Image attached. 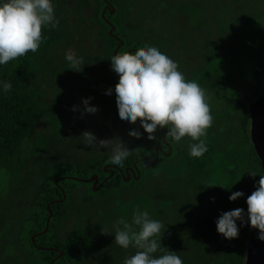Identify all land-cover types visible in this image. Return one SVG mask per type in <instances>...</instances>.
<instances>
[{
    "label": "rangeland",
    "instance_id": "rangeland-1",
    "mask_svg": "<svg viewBox=\"0 0 264 264\" xmlns=\"http://www.w3.org/2000/svg\"><path fill=\"white\" fill-rule=\"evenodd\" d=\"M130 1L124 7L130 9L135 4L138 8L144 9L143 17L139 14L141 11H135L126 18L128 24L139 28H144L145 22L141 21L142 18L144 20L151 16L149 8H152L154 11L152 14L161 20L178 13L175 10L176 4L191 2ZM194 2L198 7L195 12L190 13L191 21H185L184 15L188 16V13L184 14L181 10L177 21L173 20L179 29L174 32L169 24L168 36L165 35V38L168 40L170 36H174L178 43L185 42L187 37L181 34L182 25H198L193 26L196 28L194 41L196 45H201L199 50L201 53H196L197 57H193L191 63L186 64L185 57L190 52L180 49L177 56L174 54L176 58L173 60L186 79L196 81L205 90L209 109L215 112L212 119H215V124H221L222 130L230 135L229 141L233 147L238 149L235 153L228 152L231 159L229 163L223 160L225 138L214 137L207 140L205 154L208 153V149L215 150L211 154L210 163L206 162L208 169L211 170V175L206 178L208 184H211V181L227 183L231 178L232 181L228 184L233 185L240 179L238 191H241L243 196L235 199L237 206L234 209L239 207L246 211L245 198L254 190L255 181L259 180L261 172L249 141V123L244 125L240 123L239 115L243 106L241 104L228 106L227 94L218 91L220 85L216 79L210 80V83L214 85L216 82L218 86L209 89L207 86L209 82H205V79L200 82V77L194 76V72L198 65L202 67L205 59H209L214 48L218 49V46L222 48L225 44H231V48L225 46L222 51L230 53L233 45L232 52L237 60L264 56V0H194ZM52 3L55 21L61 23V39L44 57L37 59L34 66L31 83L39 105L34 128L31 134L21 141L13 157L0 160V264H43L40 260L41 255L31 254L26 244L27 232L30 229L27 218L32 212L30 207L35 187L44 180L54 178L58 166L77 169L81 165L109 155L106 149L97 150L95 147L85 145L84 137L80 136L83 131L92 132L98 139L119 138L131 150L130 154L140 146L155 142L146 139L147 134L139 128L138 121L131 124L121 123L117 116L115 93L105 94L106 89L114 87L118 77L110 69L109 57L114 53L105 45L107 41L105 35L106 33L109 35L110 29H107L105 20L101 21L97 17L96 1L52 0ZM146 39L148 46H154L153 37ZM67 49H71L80 57L81 65L73 68L65 61L64 53ZM226 56L227 53H222L214 57ZM80 67V71H75ZM225 85L229 93L232 82L226 79ZM246 85L248 88V84L244 83L242 87ZM258 95L264 96V89L258 92ZM89 97V104L96 106L97 111L83 112L81 115L84 107L82 98ZM226 115L230 116L232 121H229ZM133 128L141 132L139 139L127 135ZM157 133L159 132L155 131L154 135ZM153 149L154 151L159 149L157 144ZM186 155L188 156V153ZM164 156L162 160L159 154L155 162H151L153 164L149 162V167L140 168L143 177L135 187L112 189L106 196L90 197L91 191H97L98 185L94 187L92 183L89 185V182L71 181L69 184L75 191L72 198L64 202V216L52 243L64 241L70 236L81 237L85 239L87 247L78 264H122L124 258L137 249L131 246L128 249L119 247L113 241L112 233L102 234V231L114 232L117 219L123 218L130 222L134 210H146L150 218L157 219L162 224L161 237L157 236L156 239L161 241L163 248L162 250L158 248L154 255L170 250L175 251L182 259L184 249L190 250L184 247L189 243L185 231L192 227L194 220L192 207L200 197L199 187L186 185L184 182H187V178L183 172L184 182H181L178 188L179 194L173 192V196H161L149 190L147 185L150 179L155 178L158 182L161 178L181 177L178 171L185 168L184 157L180 153H175L173 148ZM232 158L235 159L234 162H239L234 177H231L229 172V169H233ZM173 163L176 166L169 169L168 164ZM177 168L179 169L176 170ZM136 171L137 168L135 173ZM247 171H255L257 174L252 176ZM124 172L126 176V171ZM202 183L201 181L200 185ZM246 225L245 216L243 226ZM175 245L184 249L175 248L177 247Z\"/></svg>",
    "mask_w": 264,
    "mask_h": 264
},
{
    "label": "trees",
    "instance_id": "trees-1",
    "mask_svg": "<svg viewBox=\"0 0 264 264\" xmlns=\"http://www.w3.org/2000/svg\"><path fill=\"white\" fill-rule=\"evenodd\" d=\"M95 1L97 4V17L101 21L105 20L107 29L113 25L111 34L108 35L106 33L105 35L107 39L105 45L110 49V52H113L115 46L118 45L117 37H120L123 42L119 44L115 53H123L125 50L130 49L128 52L134 54L137 50L144 49L148 46L146 38L132 39L123 36L125 34L122 32V26L116 23L114 15H110L108 11H103L101 15L103 0ZM110 1L115 4L118 2V0ZM117 13L116 10L115 15ZM108 22L111 23L109 24ZM41 34L42 40L36 52L28 51L23 56H18L8 61L5 65H0V78L7 80L11 84L9 91L0 94V160L13 157L21 141L27 138L34 128L39 110L38 100L31 83L34 66L37 59L44 57L53 45L60 41L61 23H56L55 28L42 26ZM154 46L160 50L158 43H155ZM225 46L231 48V44H225ZM224 47L220 48L218 46V49L214 48L209 59H205L202 66L205 74L204 79L205 82H209L208 86L213 89L218 86L216 82L220 85V87L218 86V91L224 92L225 89V93L227 94L226 104L228 106L234 107L240 104L243 106L239 119L241 125H244L247 122L249 123V115L247 112L248 104L259 97L258 92L264 89V56L237 60L232 52L234 46L232 45L230 53L227 51L223 52L222 49ZM222 53H227L226 58L214 57ZM215 79L216 82L214 85L211 84L210 80L214 81ZM226 79L232 82L229 93H227L228 89L225 85ZM243 83L248 84V88L247 85L241 88ZM234 84L235 87H233ZM229 121H232L230 116ZM156 131L159 132L156 134V137L159 138L158 141L140 146L125 159L120 167H113L109 163H106L108 158L106 156L92 163L81 165L77 169L58 166L56 167L57 174L54 178L40 182L35 187L30 207L32 212L27 218L30 223V229L27 232L26 239L29 252L31 254L39 253L41 255L40 260L43 264H78L80 256L85 253L87 247L84 238L70 236L64 241L52 243V239L56 238L59 223L64 216V202L71 199L75 191L69 183L71 181H79L89 182L90 185L92 182L85 181L84 179L96 176V183L101 182V184L97 191H91L92 196L90 197L106 196L112 189L135 187L143 177L140 168L143 166L149 167L146 160H137L143 157L154 158V145L163 146L162 142L165 141V139L164 141L162 140L161 130ZM208 139L210 138L205 139L206 144H208ZM190 143L192 141L186 145L174 144L172 147L175 153H180L184 157L185 168H183V171L179 168L176 169L180 170L178 172L181 177L161 178L158 182L157 179L152 178L148 181L147 187L149 190L161 196H173L172 193H178L181 182H184L182 180L183 172L187 178V182H184L186 185L195 186L196 188L199 187L200 197H198L195 205L192 207L194 214L192 227L185 231V236L189 243L184 247L190 248V250L187 251L183 247L175 245L177 246L175 248L184 249L183 264H244L245 246L250 229L248 223L246 226H241V221L236 222L239 232L237 238L234 239L223 238L221 234L216 232L214 223L221 212L232 210L237 206L235 200H228V196L231 192L238 191L240 179L233 185L228 184L232 181L231 178L230 182L228 180L227 183L221 181L220 183H214L211 181V184H208L206 178L208 175H211V170L208 169L207 165L210 163L211 154L215 150L212 151L213 149H211L210 151L208 149V153H204L203 156L190 157L186 155ZM223 144L225 145L223 160L230 163L231 159L228 152L235 153L238 149L233 147L231 142H224ZM250 145L252 147L251 143ZM219 146L218 144L217 147ZM160 155L162 156V160H164V155ZM235 156L237 157V154ZM135 161H137L135 166L139 171V178L134 180L133 176H131L128 181H124L122 178L125 174V168L132 167ZM232 161L234 162L235 159L232 158ZM257 161L259 164L258 158ZM206 162H208L207 165ZM105 166L111 170V176L108 178L109 171L103 170ZM175 166L176 164L173 163L171 165L168 164L167 167L171 169ZM259 168L261 174H263L260 164ZM164 170L166 171L165 165ZM230 175L231 177L235 176V166H233V169H230ZM55 178L60 179L54 182L56 180ZM103 179L105 180L102 182ZM201 181L203 183L200 185ZM62 193L64 194L63 198ZM57 200L61 201L57 202ZM48 211H51V216L47 229L44 233L34 236L33 242H31V236L44 230ZM37 247H48L51 249H39ZM184 258L186 259L184 260Z\"/></svg>",
    "mask_w": 264,
    "mask_h": 264
},
{
    "label": "clouds",
    "instance_id": "clouds-1",
    "mask_svg": "<svg viewBox=\"0 0 264 264\" xmlns=\"http://www.w3.org/2000/svg\"><path fill=\"white\" fill-rule=\"evenodd\" d=\"M56 27L52 0H0V65L36 52L41 40V28ZM64 59L73 68L81 65L80 57L71 49L65 50ZM110 69L117 74L114 87L105 94L115 93L118 120L124 124L138 121L139 128L147 134L146 139L158 141L154 135L158 128L167 129L165 136L179 142L185 136L192 143L188 145L190 157H200L207 151L206 130L212 124V115L205 90L194 80L186 79L178 70L177 63L155 46H146L134 54L115 53L109 57ZM79 70L75 71H80ZM11 89V84L0 78V94ZM89 98H82L83 112L95 113L97 107L89 104ZM75 110V106H73ZM128 136L139 139L137 128L128 131ZM85 145L109 152L106 163L120 167L131 150L119 139H98L92 132L83 131ZM255 176V171H247ZM243 196L234 191L228 196L232 201ZM212 199V198H210ZM246 211L239 207L221 212L215 219V230L225 239L237 238V221L247 217L249 227L257 230V238L264 241V174H259L254 190L245 198ZM113 241L123 249L130 246L137 249L126 256L122 264H183L175 251H162V224L152 219L146 210H134L130 222L119 218L114 225Z\"/></svg>",
    "mask_w": 264,
    "mask_h": 264
},
{
    "label": "flooded vegetation",
    "instance_id": "flooded-vegetation-1",
    "mask_svg": "<svg viewBox=\"0 0 264 264\" xmlns=\"http://www.w3.org/2000/svg\"><path fill=\"white\" fill-rule=\"evenodd\" d=\"M189 1H191V2L190 3L183 2V4L182 3L176 4L177 6H176L175 10H177L178 13L175 16L168 15V17H164L161 20H159V18L155 17V14H152V12H154L153 9L149 8V11L151 12V16L149 18L148 17L144 18V20L142 18V20H141V21L145 22L143 25L144 28H139L138 26H135L133 24H128L126 22L127 21L126 18L129 17L132 12L141 11V12H139L140 16H142V17L144 16V14H143L144 9L138 8L135 4H133V7L130 9H128L129 7H124L129 2H131L130 0H125V1L124 0H118V2L116 4L111 2L110 0H103L102 10L104 9L105 12L108 11L110 15L115 16L114 20L116 21V23L119 26H122V28H121L122 32L125 34L123 36L129 37L132 39H136V38H139V39L144 38L145 39L147 37L148 38L153 37L155 43L159 44L160 51L163 52L164 54H166L167 56H169L171 59L176 58L177 52H179L180 49H185V50L190 52L189 55H186V57H185L186 64H190L192 61V58L195 56L197 57L196 53H198L199 50L201 49V45H196V43L194 41V39H195L194 35H196V28H194L193 26H198V25L197 24H183L182 25L181 34L186 35V37H187V40H185V42H179L178 43L176 37H174V36H170V38L168 40L165 38V35L168 36L167 30H169V26H168L169 24L171 25L170 29H172V31L176 32L179 29V26L177 24H175L173 22V20L177 21L178 14L181 12V10L184 14L186 12L188 13L189 17L186 14L184 15V17L186 18L185 21H191L190 13L192 14V12H195V10L198 6L194 2V0H189ZM116 10L118 13L115 15ZM110 12H112V13H110ZM108 23L110 24L111 22H108ZM109 29H110V27H109ZM117 39H118L117 40L118 45H116L115 48L119 47V44L121 42H123L120 39V37H117ZM129 50H125L124 52H126V51L128 52ZM141 50H143V49H141ZM113 52H114V50H113ZM199 53H201V52H199ZM174 54H176V56ZM202 68L203 67L198 65L197 68H195V72H194L195 73L194 76L200 77V79H199L200 82H202V80L204 79V75H205ZM233 87H235V84ZM208 88L211 89V87H208ZM241 88H242V85H241ZM222 93L225 94V89H224V92L222 91ZM210 113H211V115H213L215 112L210 110ZM226 117L229 120V116L226 115ZM157 130H161L160 132L162 133V138L164 137V139H165V141L162 142L163 146H158L159 149L157 150V154H162V155L163 154L164 155L169 154L171 152V148L173 147L174 144L186 145L191 141L190 138L185 136L181 139V141L174 142V141H171V139H168V137H166L164 135V131L166 133L167 129L158 128ZM213 137H223V138H225L224 142H230L229 141L230 135L226 131L222 130L221 124H219V125L215 124V119L214 120L212 119V124L206 130V135L203 139L213 138ZM166 138H167V140H166ZM154 156H155V151H154ZM146 161L149 164V161L148 160H146ZM136 163H135V165H136ZM238 163L239 162H234L233 166H235V168H236ZM127 168H128L127 173L131 177L132 176L131 171H133V173H135V168H134L133 164H132V167H127ZM125 171H126V168H125ZM229 172H230V169H229ZM100 184H101V182H98L95 185H98V187H99Z\"/></svg>",
    "mask_w": 264,
    "mask_h": 264
},
{
    "label": "water",
    "instance_id": "water-1",
    "mask_svg": "<svg viewBox=\"0 0 264 264\" xmlns=\"http://www.w3.org/2000/svg\"><path fill=\"white\" fill-rule=\"evenodd\" d=\"M104 9L101 12V15L103 14ZM113 29V26H110L109 34H111V30ZM117 47L114 49V54L116 51ZM247 112L249 115V139L252 144V148L259 160V164L262 170V173L264 174V96H259L255 100H253L251 103L248 104L247 106ZM165 135V131H164ZM164 141V137L162 138ZM157 150L155 149V158L151 159L150 157H143L138 159L137 161H142V160H148L150 164H153L151 162H155V159L157 158ZM133 162V166L135 167V163ZM104 171H109V176H111V170L107 169V167H103ZM128 168H126V176H124V181H128L129 179V174L127 173ZM132 176L134 180H137L139 178V173H133ZM61 178V177H60ZM54 180V182H57L58 179ZM74 178V177H71ZM77 179V178H74ZM96 176H92L89 179H84L85 181H91L92 185L96 187ZM106 179V178H105ZM103 179L102 182L105 180ZM64 197V194L62 193V198ZM61 200H57L59 202ZM51 216V211H48V216L46 218L45 222V227L44 230L41 232L34 234L33 236L30 237L31 242H33V238L36 235H40L44 233V231L47 229L49 218ZM39 249H51L48 247H37ZM53 249V248H52ZM56 250V249H55ZM61 254V252H59ZM244 264H264V241H261L257 238V230L255 228L249 229V234L245 246V257H244Z\"/></svg>",
    "mask_w": 264,
    "mask_h": 264
}]
</instances>
